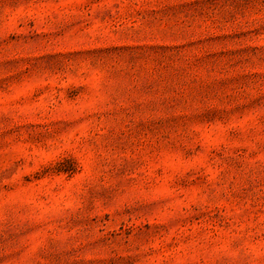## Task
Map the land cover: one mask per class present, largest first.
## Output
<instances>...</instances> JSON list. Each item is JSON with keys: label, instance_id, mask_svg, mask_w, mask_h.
<instances>
[{"label": "rangeland", "instance_id": "rangeland-1", "mask_svg": "<svg viewBox=\"0 0 264 264\" xmlns=\"http://www.w3.org/2000/svg\"><path fill=\"white\" fill-rule=\"evenodd\" d=\"M0 264H264V0H0Z\"/></svg>", "mask_w": 264, "mask_h": 264}]
</instances>
